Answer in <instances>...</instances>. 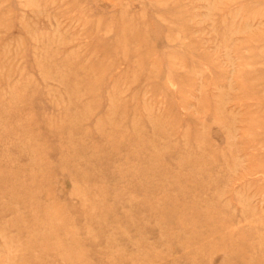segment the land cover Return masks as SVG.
Wrapping results in <instances>:
<instances>
[{"label": "rangeland", "instance_id": "1", "mask_svg": "<svg viewBox=\"0 0 264 264\" xmlns=\"http://www.w3.org/2000/svg\"><path fill=\"white\" fill-rule=\"evenodd\" d=\"M0 264H264V0H0Z\"/></svg>", "mask_w": 264, "mask_h": 264}, {"label": "bare ground", "instance_id": "2", "mask_svg": "<svg viewBox=\"0 0 264 264\" xmlns=\"http://www.w3.org/2000/svg\"><path fill=\"white\" fill-rule=\"evenodd\" d=\"M175 211V210H174ZM209 214H211V212L209 213ZM196 222V221H195ZM207 223V222H206ZM196 224V223H195ZM209 224V223H208ZM197 225V224H196ZM205 225V224H204ZM214 225V224H213ZM198 228V227H197ZM210 228V227H209ZM214 228V227H213ZM207 231V230H206ZM204 233V232H203ZM169 234V233H168ZM168 234H166V235H168ZM200 234V233H199ZM196 235V234H195Z\"/></svg>", "mask_w": 264, "mask_h": 264}]
</instances>
